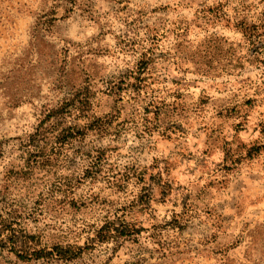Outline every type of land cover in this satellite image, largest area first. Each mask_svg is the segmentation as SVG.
<instances>
[{"label": "rangeland", "instance_id": "1", "mask_svg": "<svg viewBox=\"0 0 264 264\" xmlns=\"http://www.w3.org/2000/svg\"><path fill=\"white\" fill-rule=\"evenodd\" d=\"M0 215V264H264V0H0Z\"/></svg>", "mask_w": 264, "mask_h": 264}, {"label": "trees", "instance_id": "2", "mask_svg": "<svg viewBox=\"0 0 264 264\" xmlns=\"http://www.w3.org/2000/svg\"><path fill=\"white\" fill-rule=\"evenodd\" d=\"M74 110L78 111L80 110V108L78 107H74ZM69 132H72V130H68V133ZM60 135H62V133H59L57 137H59ZM72 135V133L70 134ZM10 221L8 219H5L2 217V215H0V236L3 234L4 230H7L8 226H10ZM107 234H110L109 231H107ZM53 250L55 251V253L59 256H61V253L63 252L64 255L62 256L63 258L67 259V260H70V259H73L75 257L78 256V252L81 250L79 246L73 248L71 246H67L65 249L64 248H61V247H58V246H54L53 247ZM32 254H36L37 255V258H43V257H46L47 255H50L52 254V252H49V251H32ZM40 254V255H39Z\"/></svg>", "mask_w": 264, "mask_h": 264}]
</instances>
